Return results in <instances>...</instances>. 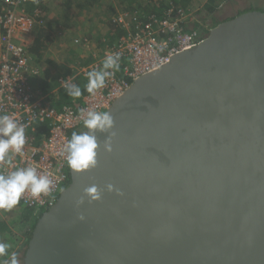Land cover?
Masks as SVG:
<instances>
[{
  "label": "water",
  "instance_id": "95a60500",
  "mask_svg": "<svg viewBox=\"0 0 264 264\" xmlns=\"http://www.w3.org/2000/svg\"><path fill=\"white\" fill-rule=\"evenodd\" d=\"M105 111L113 150L95 132L97 166L69 167L22 264H264V10L217 23Z\"/></svg>",
  "mask_w": 264,
  "mask_h": 264
},
{
  "label": "built area",
  "instance_id": "2783aa9c",
  "mask_svg": "<svg viewBox=\"0 0 264 264\" xmlns=\"http://www.w3.org/2000/svg\"><path fill=\"white\" fill-rule=\"evenodd\" d=\"M30 2L0 0V114H8L22 124L26 135L22 155L14 154L10 166L0 162V174L28 166L37 168L38 174H47L52 180L48 194L33 197L26 192L20 199L24 206L47 209L69 182L64 146L72 132L84 129L85 116L81 115V110H107L137 78L169 63L171 57L195 46L204 36L197 30L188 32L184 29L183 23L192 13L175 5L170 6L163 17L150 16L146 22L137 16L129 17L128 21L136 23L135 30L132 25L127 29V35L112 46L104 47L95 60L56 80L60 87H66L75 83L78 77L87 79L90 71L102 67L106 54H119L120 70L107 79L105 87L95 95L82 93L73 99L74 105L56 108L51 106L49 95L35 83L40 68L36 66L29 46L34 29L43 22V17L39 18L36 10L27 11ZM117 19L129 28L123 16ZM36 121L48 125L39 141L32 134Z\"/></svg>",
  "mask_w": 264,
  "mask_h": 264
},
{
  "label": "clouds",
  "instance_id": "9594fccd",
  "mask_svg": "<svg viewBox=\"0 0 264 264\" xmlns=\"http://www.w3.org/2000/svg\"><path fill=\"white\" fill-rule=\"evenodd\" d=\"M207 33L202 32L201 35L205 37ZM83 45L86 47L90 46L86 42ZM119 61V54H106L102 61V67L94 69L87 74L88 82L85 85L87 93L95 95L98 90L104 88L107 79L120 70ZM66 91L73 98H78L82 95L81 87L75 83L67 84ZM81 115L85 116L83 120L84 129L80 130L83 132L74 131L70 140L64 146V151L67 153V164L76 172L94 169L98 164L99 144L95 132H107L110 134L104 145L108 152L113 150L112 141L117 135L115 118L110 112L96 110L85 112L82 109ZM85 129L88 131H84ZM25 143V127L13 119L12 116L0 114V162H5L10 166L14 154L22 155ZM51 185L52 180L49 176L47 174H38L37 168L33 166L18 168L7 174H0V209L13 208L20 202L21 197L26 192L33 197L48 194L51 190ZM108 187L111 189V185ZM85 192L91 200L98 201L101 199V193L96 185L86 188ZM82 202L81 200L80 203ZM43 210L45 209H37V213ZM9 249L10 245L8 243L0 242V257H5L2 264H19L17 254L9 252Z\"/></svg>",
  "mask_w": 264,
  "mask_h": 264
},
{
  "label": "rangeland",
  "instance_id": "374dc122",
  "mask_svg": "<svg viewBox=\"0 0 264 264\" xmlns=\"http://www.w3.org/2000/svg\"><path fill=\"white\" fill-rule=\"evenodd\" d=\"M66 1L67 0H41V8L32 10L30 9L29 5L27 6L28 12H34V10H36L38 17H43L45 19L44 24L47 22L50 23V26H52L49 27L51 30L46 41L47 47L42 51L43 56H38L40 59L37 56H34L36 66L40 68L39 78H41V75H43V77L48 76L47 78L51 79L52 75L57 72L66 69H71L74 71L78 67L77 63L79 62H76L73 56L79 54H70V52L76 48L74 44L78 42L81 34L87 31L89 28L88 24L91 21L86 22L85 13L77 11H74L73 13V8L71 9L72 11L70 10L73 16L68 15L69 12L68 9H66L65 4ZM206 1L207 0H194V3L192 4L193 6L190 5L187 7L192 9L190 10L189 8V11H191L192 15L194 14L195 19L198 21V25L209 23L217 24L221 21V17L224 19H229L236 16L240 11L246 10L250 7H264V0H228L226 3V10H224V7L221 6L216 13H210L203 6ZM111 4L117 8L116 13L118 14H116L114 17L117 19L119 16H123L127 20L129 27H126V29H130L132 26V22L128 21L130 16L127 12L122 10L123 7L128 5V2L125 0H103L100 5V9L106 12ZM217 4L220 6L219 3ZM193 10H197L196 14ZM101 30V25L97 23V26H93L91 31L95 32L96 34H100ZM199 30L202 32L201 27H199ZM209 30L207 31L209 32ZM33 37H35L34 33ZM33 39L34 38H31L32 41ZM95 45H97V43H91L89 49ZM89 49L88 53L90 52ZM67 52V57L64 58L63 56ZM95 53L99 54L100 51H96ZM48 60H50V62ZM35 83L37 85L42 84V82L40 83L39 79ZM28 210L29 209L22 207L20 204L14 206L11 209H0V231H4V235H0V242H5L10 245L9 252H12L10 250L20 247V257H22L23 244L26 242L28 233L32 231V223L37 217L35 213H30ZM1 222L4 224V226L1 225ZM4 259L5 257H0V264H2ZM19 264H21V261H19Z\"/></svg>",
  "mask_w": 264,
  "mask_h": 264
},
{
  "label": "trees",
  "instance_id": "16d2710c",
  "mask_svg": "<svg viewBox=\"0 0 264 264\" xmlns=\"http://www.w3.org/2000/svg\"><path fill=\"white\" fill-rule=\"evenodd\" d=\"M102 1L103 0H67L65 2L66 9H68V12H69L68 15L73 16V14L70 12V10L73 8V11L71 10L73 13L74 11L85 13L86 22L91 21L88 24L89 28L87 29V31L81 34L79 41L74 44L76 48L75 49L72 48L74 50H72L71 52L68 51L70 52V54H73V53L79 54V55L73 56V58H75V61L79 62L77 63L78 67L89 64L90 62L95 60V57L99 56V54L95 53L96 51H102L105 46H112L115 42H118L120 37H122L123 35H127L129 33L126 27H124L122 23H120L118 19H116V17H114L116 16V14H118L116 13L117 8L111 4L105 12L100 9V5ZM125 1L128 2V5L126 7H123L122 10L127 12L128 15L131 17V19H134V16H137L140 20H144L143 22H146L150 16H155L157 18L163 17L167 9L172 5L181 7L189 11L190 7L189 8L187 7L194 3V0H168V1L166 0H125ZM216 1L217 0H207L203 6L210 13H213V12L216 13L221 7V5L219 6L216 3ZM29 6L31 10L41 8L40 7L41 0H31V2L29 3ZM249 9H255V7H250L246 10H249ZM258 9L264 10V7H258ZM190 10L192 9L190 8ZM193 11L196 14L197 10L196 11L193 10ZM243 11H240V12H243ZM193 16L194 14L191 15V17L188 18L183 23L184 29L188 32H194L196 30L200 33L204 32V31L201 32L199 30V26H196V25L194 26L192 24ZM44 21L45 19L43 18V22L39 24V27L38 26L35 27V31H34L35 38L30 45V52L35 57L36 56L42 57L43 56L42 51L44 50V48L47 47L46 41H47V37L51 30L49 29V27H52V26H50V23H47V22L44 24ZM97 23L101 25V28H102L100 34H96L95 32L91 31L93 26H97ZM132 25H133L132 28H134L136 23L133 22ZM84 42H86L87 44L97 43V45L89 49L90 52L88 53V49L85 46H83ZM68 52L65 53V55L63 56L64 58L67 57ZM40 57L38 58L40 59ZM48 61L50 62V60ZM71 71L73 70L66 69V70L57 72L54 75H52L51 79H48L47 78L48 76L43 77V75H41L42 76L41 78L38 77L36 79V80L39 79L40 83L42 82V84H40L41 89L44 90L49 95V101L52 107L61 108L64 104H70V105L75 104L73 99H76V98L70 97L67 94L66 87H60L58 81L56 80L59 76L66 75ZM87 82H88L87 79H82L81 77H78L75 80V84L81 87L82 93L84 94L87 93V91L85 90V85L87 84ZM47 126L48 125H46V123H42L39 121L35 122V130L32 132V134L36 141H39L42 138V135H44V133L47 132L48 130ZM75 132H83V131L77 130ZM18 204H20L22 207H25L22 205L21 202H19ZM25 208L29 209L28 212L30 211V213H33V214L35 213L37 215L35 220L33 219L34 220L32 223V228H33L42 211H38L37 213V209H35V207L26 206ZM1 225L4 226L2 222H1ZM30 234L31 232L28 233L26 242L23 244L22 257H23V253L26 250V246L28 244ZM0 235L1 236L4 235V231H0ZM10 251L15 252L17 254L18 261H21V264H22V257H20V253H21L20 247L17 249L10 250Z\"/></svg>",
  "mask_w": 264,
  "mask_h": 264
},
{
  "label": "crops",
  "instance_id": "0c3cea01",
  "mask_svg": "<svg viewBox=\"0 0 264 264\" xmlns=\"http://www.w3.org/2000/svg\"><path fill=\"white\" fill-rule=\"evenodd\" d=\"M216 3H220V5L222 6V7H224V10H226L227 8H226V3H227V1L226 0H217L216 1ZM220 20L221 21H223V20H225L223 17H221L220 18ZM192 21H193V25L195 26H199V27H201L202 28V31H204V32H207V30H209L210 28H212L214 25H216V24H212V23H209V24H201V25H198V21H197V19H195V16H193L192 17ZM220 21V22H221ZM214 23V22H213ZM219 23V22H218ZM84 46V45H83ZM86 47V46H85ZM87 49H89V47H86Z\"/></svg>",
  "mask_w": 264,
  "mask_h": 264
}]
</instances>
